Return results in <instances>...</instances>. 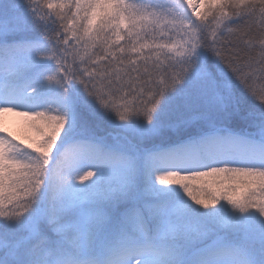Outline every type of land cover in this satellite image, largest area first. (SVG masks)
<instances>
[{"label": "snow or ice", "instance_id": "6c2138e0", "mask_svg": "<svg viewBox=\"0 0 264 264\" xmlns=\"http://www.w3.org/2000/svg\"><path fill=\"white\" fill-rule=\"evenodd\" d=\"M0 264H264V0H0Z\"/></svg>", "mask_w": 264, "mask_h": 264}, {"label": "trees", "instance_id": "16d2710c", "mask_svg": "<svg viewBox=\"0 0 264 264\" xmlns=\"http://www.w3.org/2000/svg\"><path fill=\"white\" fill-rule=\"evenodd\" d=\"M5 120H6V117H5ZM8 130H9V132L12 133V135L14 137L17 138V140H21L22 139L24 141V143L25 142L28 143L30 141V138H33L35 136V134L27 126V124L25 123L23 118L21 119V123H20L18 128L14 129V130H11V129L8 128Z\"/></svg>", "mask_w": 264, "mask_h": 264}, {"label": "rangeland", "instance_id": "374dc122", "mask_svg": "<svg viewBox=\"0 0 264 264\" xmlns=\"http://www.w3.org/2000/svg\"><path fill=\"white\" fill-rule=\"evenodd\" d=\"M200 10L202 11L203 7H201ZM21 119H22L21 117L8 115L6 116L5 125L7 128L14 130L19 127L21 123ZM25 144H27V142H25Z\"/></svg>", "mask_w": 264, "mask_h": 264}]
</instances>
